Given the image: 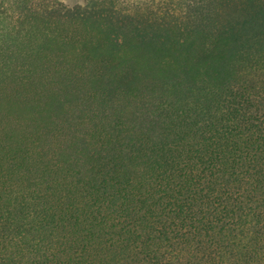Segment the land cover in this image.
Here are the masks:
<instances>
[{
  "label": "trees",
  "instance_id": "trees-1",
  "mask_svg": "<svg viewBox=\"0 0 264 264\" xmlns=\"http://www.w3.org/2000/svg\"><path fill=\"white\" fill-rule=\"evenodd\" d=\"M0 264H264V0H0Z\"/></svg>",
  "mask_w": 264,
  "mask_h": 264
},
{
  "label": "rangeland",
  "instance_id": "rangeland-1",
  "mask_svg": "<svg viewBox=\"0 0 264 264\" xmlns=\"http://www.w3.org/2000/svg\"><path fill=\"white\" fill-rule=\"evenodd\" d=\"M68 8H74L85 4L86 0H63Z\"/></svg>",
  "mask_w": 264,
  "mask_h": 264
}]
</instances>
